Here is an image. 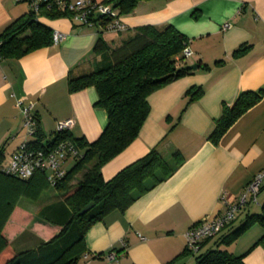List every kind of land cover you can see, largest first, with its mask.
<instances>
[{"label": "crops", "instance_id": "1", "mask_svg": "<svg viewBox=\"0 0 264 264\" xmlns=\"http://www.w3.org/2000/svg\"><path fill=\"white\" fill-rule=\"evenodd\" d=\"M29 11L27 1L0 0V31ZM120 20L126 29L112 32L97 22L73 24L65 15L41 17L40 22L52 31L64 34L63 40L20 58L0 59V148L4 153L0 166L7 164L23 141L30 140L16 106L20 99L32 105L45 136L43 143L53 138L57 123L66 119L74 120L69 131L73 138L95 141L107 124V114L95 105L98 97L93 87L70 92L68 79L91 71L100 60L94 52L98 39L116 47L141 26L172 25L188 39L190 54L184 62L198 67L148 96L150 111L138 136L101 173L104 180H110L153 149L167 160L178 152L181 164L126 210L111 212L91 226L84 235L88 253L78 262L165 264L185 251L184 233L192 225L223 212L224 201L233 203L264 168V97L217 144L209 140L224 104L230 106L240 93L264 87V0H146ZM224 24L228 28L223 29ZM242 46L245 48L236 54ZM190 88L200 89L201 96L189 101ZM73 163L67 160L64 168L68 170ZM19 202L30 212L39 211ZM262 205L264 188L258 204L242 207L232 224L201 244L200 253L213 248L219 237L247 215L260 213ZM26 230L40 231L42 241L57 231L51 225L28 221L9 236L17 251L16 240ZM262 233L264 229L254 224L222 248L234 255L244 254L245 264H264V248L253 246ZM109 252L116 254L112 262L107 259ZM178 263L194 264V256L185 254Z\"/></svg>", "mask_w": 264, "mask_h": 264}, {"label": "trees", "instance_id": "2", "mask_svg": "<svg viewBox=\"0 0 264 264\" xmlns=\"http://www.w3.org/2000/svg\"><path fill=\"white\" fill-rule=\"evenodd\" d=\"M142 1L146 0H105L103 3L110 5L120 17L132 13ZM62 15L69 14L51 5L49 8L43 6L39 17L54 19ZM94 16L93 21L102 27L110 20L109 17ZM50 45L52 30L37 20L31 10L0 31L2 57L20 58ZM187 46L188 39L170 24L136 28L116 47H110L102 38L97 40L94 52L100 56V60L91 71L70 77L68 90L77 92L93 87L98 97L95 105L105 110L107 124L93 142L75 139L70 132L53 133L51 141L70 138L81 151V157L73 160V165L65 170L64 177L53 187L49 186L44 173L36 172L27 179H19L5 175L0 166V264H78L88 253L84 235L91 226L111 212H123L178 169L181 164L178 152L167 160L153 149L121 169L110 180H104L101 173L102 167L138 136L150 111L148 96L191 72L192 69L184 62ZM244 48H238L235 53ZM187 94L188 100L192 101L199 98L202 91L190 88ZM262 97L264 87L240 93L230 106L224 104L209 140L217 144L222 134ZM34 135L31 143L41 147L45 136L37 119ZM3 157V148H0V165ZM77 174L80 178L72 183ZM48 188L58 190L59 198L44 205L37 213L18 204L22 198L37 201ZM89 203H93L92 208L80 214ZM28 221L51 225L57 231L36 248L17 251L9 236ZM254 224L264 229V205L260 213L247 215L219 237L213 248L201 253L200 249L197 253H191L186 248L165 264H183L178 261L185 254L194 256V264H245L244 254L234 255L222 246L230 245ZM255 245L264 248V233Z\"/></svg>", "mask_w": 264, "mask_h": 264}, {"label": "built area", "instance_id": "3", "mask_svg": "<svg viewBox=\"0 0 264 264\" xmlns=\"http://www.w3.org/2000/svg\"><path fill=\"white\" fill-rule=\"evenodd\" d=\"M14 2L27 1L34 17L40 20V10L44 6L49 8L54 5L59 11L66 12L71 23L87 24L94 23L95 14L109 17V22L104 26V30L119 32L126 29L121 22L117 12L110 5L93 0H78L70 2L66 0H13ZM228 24L223 25V29L228 28ZM64 38V34L58 30L52 31V44L56 45ZM185 57L190 54L188 47L184 50ZM2 58L0 54V59ZM23 115V128L25 135L29 139L35 138L36 119L32 114V105H25L20 99L16 102ZM74 125L73 119L59 121L55 128V133L69 132ZM23 141L11 154L1 171L5 175L19 179H27L36 172L44 173L49 186L53 187L65 175L64 163L71 159L76 160L81 157V151L70 138L60 139L57 142L49 140L37 147L34 143ZM264 188V168L257 172L245 185L233 203L224 201L225 209L216 217L200 221L192 225L185 233L186 248L191 253H197L203 241L217 236L228 224L233 222L239 211L249 203L258 204V197ZM224 200V197H222ZM109 262L116 259V254L109 252L107 255Z\"/></svg>", "mask_w": 264, "mask_h": 264}, {"label": "rangeland", "instance_id": "4", "mask_svg": "<svg viewBox=\"0 0 264 264\" xmlns=\"http://www.w3.org/2000/svg\"><path fill=\"white\" fill-rule=\"evenodd\" d=\"M79 178L80 175L77 174L72 180V183H75V181ZM58 194V190L48 188L42 193L37 201H31L26 198H22L20 199L19 203L23 206H28L29 204H31L32 206L34 205L33 207H35L37 210H40L44 205L55 202L59 198ZM237 224L238 223H236V225ZM39 233L40 231L38 230L36 232L33 230H26L22 235H20L16 240V245L20 249L19 251L36 248L42 242V238Z\"/></svg>", "mask_w": 264, "mask_h": 264}, {"label": "water", "instance_id": "5", "mask_svg": "<svg viewBox=\"0 0 264 264\" xmlns=\"http://www.w3.org/2000/svg\"><path fill=\"white\" fill-rule=\"evenodd\" d=\"M98 15V14H97ZM190 69H196L198 67V65H189L188 66ZM93 203H89L88 205H86L80 212V214H84L86 213L90 208H92Z\"/></svg>", "mask_w": 264, "mask_h": 264}]
</instances>
